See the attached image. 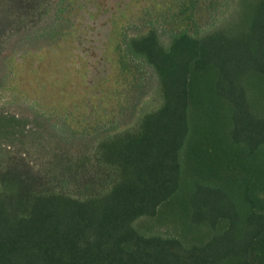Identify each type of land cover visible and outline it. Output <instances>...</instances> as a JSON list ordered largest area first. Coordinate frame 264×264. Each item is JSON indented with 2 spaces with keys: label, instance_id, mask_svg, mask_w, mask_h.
Segmentation results:
<instances>
[{
  "label": "trees",
  "instance_id": "trees-1",
  "mask_svg": "<svg viewBox=\"0 0 264 264\" xmlns=\"http://www.w3.org/2000/svg\"><path fill=\"white\" fill-rule=\"evenodd\" d=\"M172 1L121 40L157 84L131 126L74 158L0 146V264H264V0ZM51 3L0 0V44ZM163 207L180 234L134 228Z\"/></svg>",
  "mask_w": 264,
  "mask_h": 264
},
{
  "label": "rangeland",
  "instance_id": "rangeland-1",
  "mask_svg": "<svg viewBox=\"0 0 264 264\" xmlns=\"http://www.w3.org/2000/svg\"><path fill=\"white\" fill-rule=\"evenodd\" d=\"M172 2L52 0L41 21L6 38L0 44V114L19 118L26 136L22 148L3 140L0 146L25 152L40 143L74 158L88 154L102 134L131 126L153 106L157 84L149 66L123 52L121 40ZM25 155L39 170L40 154ZM133 225L145 235L181 233L167 207Z\"/></svg>",
  "mask_w": 264,
  "mask_h": 264
}]
</instances>
